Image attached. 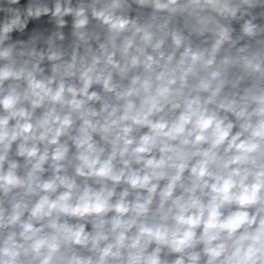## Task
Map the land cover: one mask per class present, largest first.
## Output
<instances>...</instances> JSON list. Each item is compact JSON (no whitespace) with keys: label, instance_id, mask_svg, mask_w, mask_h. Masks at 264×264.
I'll return each instance as SVG.
<instances>
[{"label":"clouds","instance_id":"obj_1","mask_svg":"<svg viewBox=\"0 0 264 264\" xmlns=\"http://www.w3.org/2000/svg\"><path fill=\"white\" fill-rule=\"evenodd\" d=\"M0 264H264V0H0Z\"/></svg>","mask_w":264,"mask_h":264}]
</instances>
